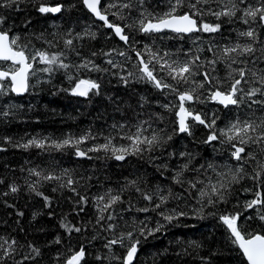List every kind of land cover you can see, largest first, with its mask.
Wrapping results in <instances>:
<instances>
[{"label":"snow or ice","instance_id":"1","mask_svg":"<svg viewBox=\"0 0 264 264\" xmlns=\"http://www.w3.org/2000/svg\"><path fill=\"white\" fill-rule=\"evenodd\" d=\"M32 2L34 0H0V9L22 11L21 5ZM80 2L95 20L102 22L100 26L110 29L123 42L125 50L92 52L84 56L81 42L96 38L90 26L80 32L68 28L53 33H32V38L42 44L37 48L27 34L14 33L7 27V17L0 13V100L10 94L23 96L30 93L38 84L50 82L57 72H63L71 85L61 91L84 98L99 96L103 87L101 78H81L85 72H97L116 77L125 87L133 82L151 85L166 98L163 104L157 101V106L174 115L175 119L168 122V127L165 126L163 113H149L147 118L129 125L127 132L124 131L125 125L114 124L112 127L118 130L120 139L128 141L126 145L119 146L113 144L116 137L109 135L104 137L102 144L81 147L87 145L90 139H96L91 132L79 137L69 135L60 140L47 137L15 140L4 137L3 143L24 151L31 148L45 151L71 148L76 157L88 160L100 159L90 155L100 152L105 153L104 158L116 161H125L129 156L146 158L162 177L170 178L178 189L157 184L154 190H145L147 180L145 175H140L133 179L125 178L126 182L119 189L108 188L90 197L87 192L92 175L76 174L67 168L59 172L55 169L46 171L36 166L22 168L21 171L26 172L23 185L13 182L2 195L26 190L40 197L44 207L53 209L48 213L52 216V197L43 190L48 185L52 193L69 194L66 198L72 200L77 216L87 213L88 206H92L95 214L91 220L81 217L82 222L75 223L67 215L61 218L60 226L68 243L64 250L57 249L52 264H87L91 255L88 247L84 244L73 247L71 239L74 235L87 236L89 233L88 243L100 241L101 248L106 250L95 255L97 264H137L138 253L149 237L156 238L173 221L182 218L203 219L205 215L216 216L226 227V239L240 257L241 264H264V115L252 118L257 112L264 114V0H163L164 6H160L161 0ZM63 8L62 4L49 6L41 3L36 10L46 15L61 13ZM129 17H133L132 22L126 23ZM117 20L121 23H116ZM30 24L31 21H26L25 29ZM226 24L242 27L234 29L235 38L229 43L219 45L213 40L205 48L203 34L214 38L219 33L223 38L222 30ZM133 30L159 40L187 38L193 46L176 52L149 45L139 49L134 46L139 41L131 34ZM166 33L173 35H164ZM53 48L57 51H51ZM130 52L134 54L135 61ZM205 52L211 55H205ZM113 53L123 59L115 60ZM98 55L109 57L104 61L108 67L93 59ZM129 64L134 70L129 69ZM220 65H223V75L218 67ZM41 73L47 74L48 80L41 79ZM169 96L171 100L167 99ZM138 103L143 108L151 102L147 97H141ZM205 103L219 107L208 112L195 107ZM22 107L9 100L0 107V122H9ZM242 109L250 113L247 118L239 114ZM221 112L225 116L223 121ZM197 125L207 130L202 143L211 146L213 151H227L228 160L234 161V164L205 161L197 166L194 153L168 150L174 137L194 136ZM4 151L7 149L0 146V152ZM175 159L181 162L172 164L171 161ZM157 160L160 163H155ZM250 162H254V166ZM210 172L212 175H209ZM165 173H171V176L165 177ZM245 179L253 181L251 187L243 189L244 192H252L253 198L244 203L243 211L255 210V215L245 219L259 220L261 227L250 225L245 228L240 222L243 212H206L209 208L228 203L235 186ZM3 183V179H0V184ZM125 193L139 194L147 204L138 207L130 195L125 198ZM188 199H195V205L199 206L193 205L191 213L181 210L180 205L165 207L170 200ZM8 207L14 205L9 204ZM133 211L145 214L157 212L166 223L156 221L152 224L148 216L143 220L136 216L126 219L124 214ZM16 215L23 217L24 213L18 211ZM52 243L64 245L65 240L57 235ZM45 246L51 245L46 243ZM203 247L200 241H188L177 255L196 253L193 258L198 257L201 264H211V255H223L222 251H216L210 256H199L197 250ZM118 249H123V252L118 253ZM42 259L43 251L35 243L21 242L15 236H0V264H41Z\"/></svg>","mask_w":264,"mask_h":264},{"label":"trees","instance_id":"2","mask_svg":"<svg viewBox=\"0 0 264 264\" xmlns=\"http://www.w3.org/2000/svg\"><path fill=\"white\" fill-rule=\"evenodd\" d=\"M103 2V0H102ZM44 3L49 6L62 4L64 6L61 13L56 16L49 14H40L36 9L39 4ZM156 6L155 4L153 5ZM164 6L163 0L161 5ZM22 11H13L0 9V13H4L7 17V27H10L14 33L22 35L27 34L28 39H32L33 44L37 48L42 47L39 40L32 38V33H53L72 28L77 32L82 31L90 26V31L96 33L94 40L82 41V53L84 56H89L92 52L102 53L110 50H125L126 46L120 43L113 35L112 31L102 27L101 23L95 21L91 15L84 9L80 0H34L32 3H25L21 5ZM110 19H115L110 17ZM133 17H129L126 23H131ZM208 20H214L213 17H207ZM26 21H31L28 29H25ZM121 23L120 21H115ZM242 27L240 25H225L223 31V38L219 33L213 36L203 34V46L206 48L210 42L219 45H225L230 40L235 38V31ZM136 41L134 46L143 49L145 45L161 47L163 49L176 52L178 49H187L192 47L191 40L185 38L179 39H165L159 40L140 35L134 30L131 33ZM164 35H173L166 33ZM51 38V37H49ZM51 51H57L53 48ZM211 55V53H204ZM130 55L135 61V56L130 52ZM77 59L76 57H72ZM103 55L93 57L98 64L108 67L104 63L106 59ZM119 61L123 58L115 55L113 57ZM130 70L132 65H128ZM223 75V65L218 66ZM41 79L48 80L47 74L41 73ZM81 78L97 79L101 78L102 94L99 96H91L90 98L72 96L67 91L61 89L70 88L71 85L63 72H57L50 82L38 84L35 88L30 90L22 97L10 94L0 100V107H3L9 100L13 103L23 105L16 114V117L10 118L9 122H0V146L5 147L7 151L0 152V179L4 183L0 184V236L9 237L15 236L24 241H31L37 246L41 247L43 251V259L41 264H52V257L56 254L58 248L64 250L67 246L68 239L64 229L60 226V220L67 215L68 219L80 223L81 217L86 220H91L94 216V210L91 205L87 208V213H82L77 216L74 211V204L72 200L67 199L68 193H52L48 185L44 186L46 194L50 195L53 200L54 214L49 216L48 213L53 211L44 207V202L40 197H37L26 190H22L17 194H9L3 196L2 193L8 191V185L15 182L23 185L24 176L26 172L21 169H29L38 166L39 169L51 171L55 169L59 172L63 168L74 170L76 174L92 175L93 180L89 184L87 194L91 197L98 193H103L108 188L119 189L126 181L125 178L133 179L140 175H145L148 188L155 189V186L167 187L171 186L174 190L178 186L172 184L171 179H165L153 167L146 158L140 159L135 156H129L125 161H116L111 158H104L105 153H90L93 157H101L100 159L91 160H76L74 159V150L71 148L63 151H56L55 149H48L47 151L37 148H31L27 151L17 149L11 145L3 143L4 137H13L15 140H24L35 138H49L50 140H60L67 136L79 137L82 134L91 132L96 139H90L87 145L81 147L91 146L93 144L104 143V137L112 135L116 139L113 144L126 145L127 140L120 139V133L112 126L125 125L124 131H128V126L136 123L137 120L147 118L149 113L161 112L165 116V126L170 127L169 121L174 120L175 117L171 113H167L163 108L157 106V101L160 104L162 96L152 88L151 85L145 83H131L125 87L116 77L107 76L103 73L85 72ZM111 97V99H109ZM141 97H147L151 102L146 104L143 108L139 106ZM169 100L171 96L167 97ZM115 101V102H113ZM119 106V109L118 107ZM196 108L208 112L211 109L219 107L213 103L197 104ZM227 111V110H225ZM241 117L247 118L250 113L247 109H242L239 113ZM264 115L257 112L253 119ZM229 119L231 116L228 117ZM225 119L224 112H221V120ZM207 130L202 126L197 125L194 129V136H177L171 144L169 151H190L195 154L196 159L194 163L199 166L205 161H215L218 164L232 163L234 161L228 160L227 151H213L209 145L203 144ZM219 148V146H217ZM259 151V150H257ZM158 155V153H157ZM179 159L172 160V164H178ZM155 163H160L157 160ZM253 163L254 162H250ZM165 177H170L171 173H165ZM195 175V174H192ZM209 175H212L210 172ZM253 181L245 179L242 184L236 185L235 190L229 198V202L220 204L216 208H209L206 212L220 213H237L243 212L240 217V222L245 228L248 226L261 227L259 220H246L249 215H255V210L244 212L243 205L246 201L253 198L252 192H244L245 187H251ZM83 192V190H81ZM254 191V189H253ZM131 196L133 202L138 206H144L147 201H144L139 194L125 193V198ZM195 195V193H194ZM14 207H8V205ZM180 205V209L189 211L195 205V199L175 200L169 201L165 207L172 208ZM199 207L198 205H195ZM127 207V205H124ZM23 212V217H18L17 212ZM159 210H157L158 212ZM157 212L137 213L135 211L125 213V218L130 219L136 216L143 220L145 216L151 218L152 224L156 221H161V217ZM36 216L35 220L33 216ZM122 223V222H121ZM178 225V226H177ZM23 229V231L21 230ZM59 235L65 240L64 245H55L52 243L54 238ZM91 233L87 236L74 235L71 239L73 247H78L84 244L88 247L91 255L88 256L87 264H97L94 257L101 251V242L95 241L89 244ZM107 235V233H104ZM226 227L216 218V216L205 215L203 219L197 218H182L179 221H173L172 225H167L162 233H158L156 238L149 237L138 253L137 264H201L199 258H193L196 253L192 255L181 254V249L187 246L188 241H200L203 243V249L197 250L199 256H210V253L222 251L223 255H211V264H241L240 257L231 249L227 239ZM46 243L50 247H46ZM118 253H122L123 249H118ZM191 251V249H189ZM246 264V262H245Z\"/></svg>","mask_w":264,"mask_h":264},{"label":"water","instance_id":"3","mask_svg":"<svg viewBox=\"0 0 264 264\" xmlns=\"http://www.w3.org/2000/svg\"><path fill=\"white\" fill-rule=\"evenodd\" d=\"M84 7V6H83ZM86 11H87V9L86 8H84ZM88 12V11H87ZM89 13V12H88ZM52 14V13H51ZM53 15H56V14H53ZM89 15H91L90 13H89ZM94 20H95V18L94 17H92ZM95 21H97V22H99V23H101L102 24V22H100V21H98V20H95ZM107 29V28H106ZM110 30V29H109ZM113 33V32H112ZM113 35H114V37L120 42V43H122L123 44V42L122 41H120L119 40V38L117 37V36H115V34L113 33ZM26 94V93H25ZM24 94V95H25ZM14 95V94H13ZM23 95V96H24ZM15 96V95H14ZM17 97H22V96H17ZM74 159H76V160H88V159H80V158H78V157H76L75 155H74Z\"/></svg>","mask_w":264,"mask_h":264},{"label":"flooded vegetation","instance_id":"4","mask_svg":"<svg viewBox=\"0 0 264 264\" xmlns=\"http://www.w3.org/2000/svg\"><path fill=\"white\" fill-rule=\"evenodd\" d=\"M51 14V13H50ZM51 15H53V14H51ZM57 15V14H56ZM55 15V16H56ZM168 99V98H167ZM169 100V99H168ZM162 101H166V98L165 97H162Z\"/></svg>","mask_w":264,"mask_h":264}]
</instances>
